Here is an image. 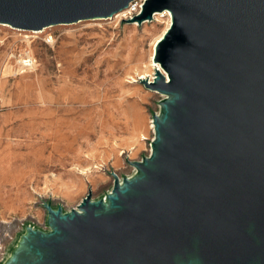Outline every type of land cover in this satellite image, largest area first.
Here are the masks:
<instances>
[{
  "label": "water",
  "instance_id": "water-1",
  "mask_svg": "<svg viewBox=\"0 0 264 264\" xmlns=\"http://www.w3.org/2000/svg\"><path fill=\"white\" fill-rule=\"evenodd\" d=\"M134 0H0L24 30L112 17ZM169 10L147 86L165 95L148 156L104 197L26 226L3 264H264V0H144Z\"/></svg>",
  "mask_w": 264,
  "mask_h": 264
},
{
  "label": "rangeland",
  "instance_id": "rangeland-1",
  "mask_svg": "<svg viewBox=\"0 0 264 264\" xmlns=\"http://www.w3.org/2000/svg\"><path fill=\"white\" fill-rule=\"evenodd\" d=\"M135 14L41 33L0 23V264L26 226L48 229L43 203L67 212L89 190L102 198L111 172L130 177L128 161L149 155L165 95L144 81L170 17Z\"/></svg>",
  "mask_w": 264,
  "mask_h": 264
},
{
  "label": "bare ground",
  "instance_id": "bare-ground-1",
  "mask_svg": "<svg viewBox=\"0 0 264 264\" xmlns=\"http://www.w3.org/2000/svg\"><path fill=\"white\" fill-rule=\"evenodd\" d=\"M140 9H141V3L137 6V8H136V10H135L136 13H138V12L140 11ZM121 12L124 14V16H126L127 14H130V15L134 14V13L131 11V8L128 6L127 8H125V9H123V10L117 12L116 14H114L110 19L114 18L115 15H117L118 13H121ZM155 14H156V15H155ZM154 15H155V16L160 15V16H167V17H170V19L168 18V21H167V27L170 26L169 23L171 24V13H170L169 10H164V11H162V12H155ZM154 15H153V18H152L151 21L154 20ZM120 16H121V14H119V15L117 16V18L120 17ZM124 16H123V17H124ZM127 18H128V17H127ZM96 19L98 20V19H106V18H96ZM148 22H149V20H148ZM4 26H7V25L4 24ZM167 27H166V28H167ZM44 28L46 29V27H44ZM44 28L41 29V30H35V31H30V32H33V33H41V32H45L46 30H45ZM167 29H168V28H167ZM167 29H166V30H167ZM166 30L164 31V33L166 32ZM23 31H24V30H23ZM164 33H163V34L160 36V38L154 43L153 49L155 48L156 43L162 38V36L164 35ZM49 39L52 40V37H49ZM152 60H153V58H152ZM153 64H154V73H155V71H156L157 69L160 70L162 73H164L163 69L161 68V66H160V64H159L158 62H155V61L153 60L152 65H153ZM154 76H155V74H154ZM154 76H152L150 79H148V81H149V82H152ZM141 78H145V77H141ZM150 127H152V124L150 125ZM87 170H88V169H82V173H83V174H86V173H87Z\"/></svg>",
  "mask_w": 264,
  "mask_h": 264
},
{
  "label": "built area",
  "instance_id": "built-area-1",
  "mask_svg": "<svg viewBox=\"0 0 264 264\" xmlns=\"http://www.w3.org/2000/svg\"><path fill=\"white\" fill-rule=\"evenodd\" d=\"M141 0H134L133 2H131L129 4V7L131 8V11L135 14L136 13V8L137 6L141 3ZM144 2V1H143ZM33 63V59L31 57H27L26 59L23 60V66H31ZM152 123V121H151ZM151 129L153 130V125L151 127Z\"/></svg>",
  "mask_w": 264,
  "mask_h": 264
}]
</instances>
